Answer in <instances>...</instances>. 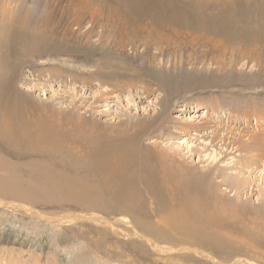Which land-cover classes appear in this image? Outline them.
<instances>
[{"label":"rangeland","instance_id":"374dc122","mask_svg":"<svg viewBox=\"0 0 264 264\" xmlns=\"http://www.w3.org/2000/svg\"><path fill=\"white\" fill-rule=\"evenodd\" d=\"M0 264H264V0H0Z\"/></svg>","mask_w":264,"mask_h":264},{"label":"bare ground","instance_id":"6f19581e","mask_svg":"<svg viewBox=\"0 0 264 264\" xmlns=\"http://www.w3.org/2000/svg\"><path fill=\"white\" fill-rule=\"evenodd\" d=\"M13 22H15V21H13ZM139 27V26H138ZM123 72V71H122ZM193 111H194V113L196 114L197 112H198V109H197V107H192V113H193ZM208 109H203V111H202V113H201V115L202 114H204V115H208ZM215 114H217V113H215ZM235 194V193H234Z\"/></svg>","mask_w":264,"mask_h":264}]
</instances>
